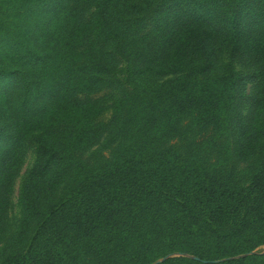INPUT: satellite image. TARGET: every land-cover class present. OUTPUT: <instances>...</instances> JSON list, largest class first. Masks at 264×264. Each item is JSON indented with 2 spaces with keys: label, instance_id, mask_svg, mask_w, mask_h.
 Wrapping results in <instances>:
<instances>
[{
  "label": "trees",
  "instance_id": "16d2710c",
  "mask_svg": "<svg viewBox=\"0 0 264 264\" xmlns=\"http://www.w3.org/2000/svg\"><path fill=\"white\" fill-rule=\"evenodd\" d=\"M0 45V87L17 80L0 97V218L35 148L0 264H264V157L241 186L243 78L219 63L264 76V0H0ZM102 90L118 117L92 149Z\"/></svg>",
  "mask_w": 264,
  "mask_h": 264
},
{
  "label": "rangeland",
  "instance_id": "374dc122",
  "mask_svg": "<svg viewBox=\"0 0 264 264\" xmlns=\"http://www.w3.org/2000/svg\"><path fill=\"white\" fill-rule=\"evenodd\" d=\"M32 27H35L38 33L43 25H32ZM1 50H8V46L0 45V51ZM4 59V56L0 52V64L4 62ZM228 62L231 65L232 71L243 78L235 98V107L240 110V117L235 120L233 130L228 139L232 153L231 163L235 166L236 172L238 173L240 185L246 186L249 183L253 166L264 157V76L252 75L256 67L252 66L248 61L242 59L233 60L228 55L224 53L221 54L219 63L225 65ZM13 66L17 70L23 71L22 66ZM16 82V76H11L10 80H8L3 87H0V97L10 88H15L13 83ZM92 97L100 99L101 102L98 103V105L102 107L101 112L95 115L92 120L93 137L95 136L96 140L92 149H95L108 138L116 127L115 119L118 116L115 114L113 103L114 100L119 97V93L111 90H102ZM81 98H83V96H81ZM2 144L3 142L0 140V155L3 152L1 149L3 146ZM25 146L26 150L22 153L23 158L21 159L23 160L21 166L19 164L18 172L13 179L11 192L7 198L9 207L7 206V208H5L4 216L0 218V222H2V226L0 227V248L3 245V241L7 239V235L18 226L20 217L18 202L20 188L26 174L31 170L35 162L34 144L27 141ZM50 185L51 181L48 184L47 190ZM263 252L264 246L258 247L254 251V253Z\"/></svg>",
  "mask_w": 264,
  "mask_h": 264
}]
</instances>
